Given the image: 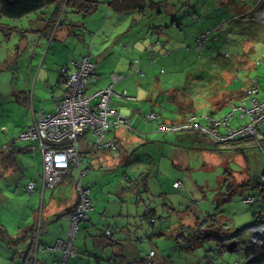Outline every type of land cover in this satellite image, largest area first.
I'll return each instance as SVG.
<instances>
[{
  "label": "rangeland",
  "instance_id": "rangeland-1",
  "mask_svg": "<svg viewBox=\"0 0 264 264\" xmlns=\"http://www.w3.org/2000/svg\"><path fill=\"white\" fill-rule=\"evenodd\" d=\"M153 1H159L156 2L159 5L147 8L143 15L129 12L116 14L110 9L106 15V7L99 0L97 10L94 11L95 14H100L97 28H90L89 24L86 26L87 19L83 18L80 12H74L67 7L61 14V24L55 32L70 28L76 32L98 33L93 37L84 33L86 36L85 51H87L89 43L91 55L100 53L104 49L101 53H104L102 59L106 61L105 64L114 63V68L122 66L118 73L123 75L135 74L134 69H130L128 64L130 61L138 59L139 62L135 65V69L143 68L145 76L135 75V78L149 85L152 84L156 95L160 94L161 86L167 83H173L174 86L179 83L185 84L187 78L192 76L195 71L200 72L199 66L203 64L209 67L211 61L214 62L213 64H219L218 60L222 57L227 60L234 59L236 67L241 65L242 61L247 60L246 66L250 65L248 68L251 69L240 68L242 74H238V77H242L244 80L248 78L247 74L255 76L258 62L261 61L264 65V58L261 59V56L264 57L262 43L259 44L257 41L255 46V39L251 40L246 36L236 37L235 32L219 31L220 25L218 24L225 23L223 20L229 19L232 15V10L228 7L229 5H226V0H191V2H195V9L198 11L194 18L202 17L203 19V21L196 20L193 23L191 14H184L180 11L172 13L171 10L174 8L168 5L167 0ZM180 3L181 1H179V5H181ZM176 6L178 7V5ZM184 7L187 6L184 5ZM183 8L180 9L182 12ZM52 10L53 8L48 12L46 9H41V11L31 12L20 18H9L0 13V99L7 89L18 84V80L24 77L26 68L24 63H28L34 49L37 53L44 54L46 35L39 40V43L37 42V32H39L37 31V18L41 17L45 25L48 23V16ZM255 15L256 18L264 20V10ZM173 18L176 20L179 18L182 22L181 25L176 26L172 23ZM227 24L229 25V22ZM156 25L163 27L157 32H152L153 26L156 27ZM149 30L152 31L148 32ZM220 30L225 31L226 29L223 27ZM201 34H203L204 40L199 49L196 48V44L199 42L197 37ZM23 39L25 42L21 44ZM157 39L163 43L156 42ZM52 42L53 44L57 42L63 44L55 40ZM253 48L254 50H252ZM50 50L51 53H58V57L62 58L59 51H54L53 45ZM149 51L152 55L151 61L148 57ZM211 53L214 57L217 55L219 59H210ZM235 54H239L237 58ZM116 60L119 61V64L115 62ZM123 61H126L125 65L122 64ZM29 65L30 63L28 70H33V67H29ZM106 65L102 68H107ZM161 67H163V71H160ZM259 67L263 68L262 65ZM16 69L19 71V77L13 79L12 76ZM223 74L225 77L223 79L228 83V79L232 76L231 73L225 71ZM88 83L90 84L91 81L89 80ZM161 105L162 109L159 108L156 111L162 112L166 116L169 115V107L165 103ZM1 106L2 104H0V119L4 118L1 116ZM115 109L119 108L115 107ZM204 110L206 109L198 108V114L201 115ZM211 118L212 116H209V124H215ZM259 128L264 133V122L259 125ZM231 137L233 136H227V138ZM19 138L23 139L22 136ZM16 139L18 138L16 137ZM240 142L245 147L238 149L234 147L236 144L232 143L234 146L222 144L215 148L214 142H201L196 145L185 142L184 145L188 147H185L184 151H181L180 147L178 148L179 160L177 159L178 164L175 165L171 162L172 150L166 144L152 140L150 148L156 164V173L148 177V190L141 196L148 199L151 206L157 209L158 216H166V219L155 224L150 223L149 219L140 218L143 206L141 203H137V199L127 197L123 199L124 201L120 200L121 195L119 197L108 185L107 179L110 176L114 179L118 176V184V179L122 178L123 171H126L127 175L133 173L132 166L128 169L126 165L121 164L122 170L114 169L106 178L98 180V185L103 186L104 193L110 192L107 194V196L110 195L107 200L119 203V209L114 212L111 210L105 214L112 230L114 226L111 223L114 221L117 229L125 232L127 230L128 233L136 224L131 231L130 238L135 237V242L141 251H147L150 246L155 250L153 264H264V230H259L262 234L256 241L257 244H252L250 241V238H253L250 225L264 221V214H259L263 218L254 222V215L261 211L264 205L258 196L257 186L260 182V175L264 174L262 172L264 171V140L261 141V145ZM141 151L136 154L139 158L142 157ZM146 166L147 164L144 168ZM105 171L103 170V172ZM183 171L189 175L187 182L190 187L188 189L187 186L184 189L173 187L172 180L177 176L182 179ZM88 176L91 177V175ZM263 179L264 175L262 177L263 185L260 187L264 192ZM0 190H2L0 193V220L4 225H10L9 227L13 228L11 224L16 221L12 220L11 216L19 217V212L26 214L29 211L31 202L25 200L28 192L22 185L19 187V192L14 193V189L7 190V181L2 176H0ZM254 194L257 195L254 203L250 204L244 201L248 195ZM163 197H165L164 200ZM44 198L47 199V194ZM76 200L77 195L74 203ZM192 201H196L195 204ZM166 205L167 207H165ZM100 210L103 211V208ZM169 210H171L170 215H168ZM92 213L93 211L89 212L90 215ZM62 217H66V214L63 213ZM93 219L94 216L88 221L80 222L79 227L83 234L76 236V242L81 241L82 249L77 254V258H88L89 263L85 260L84 264H110L102 257L101 261L96 263L93 257L84 255L83 241L87 239L89 243L90 239L83 226L88 227ZM194 221H198L199 229H194ZM102 227L103 224L100 225L101 229ZM6 242L4 239H0V247H3L0 250L4 249L3 252H0V264H23L20 252H15V246L18 244L9 247ZM226 242L231 243L232 249L223 244ZM125 247L127 248L122 249L123 255L128 253V246ZM6 252L9 256H5ZM99 253L96 251L94 254ZM5 257H9V259H5ZM74 257L76 255H70L68 259ZM13 258L14 262H12ZM135 263L144 264L141 260ZM119 264H128V262H119Z\"/></svg>",
  "mask_w": 264,
  "mask_h": 264
},
{
  "label": "crops",
  "instance_id": "crops-1",
  "mask_svg": "<svg viewBox=\"0 0 264 264\" xmlns=\"http://www.w3.org/2000/svg\"><path fill=\"white\" fill-rule=\"evenodd\" d=\"M48 11H50V9ZM80 15L83 16L81 12ZM83 18L87 19L86 26L87 24L90 25V28H97L99 26L98 21L100 19V14L93 13L90 15H84ZM71 22L74 23L73 21ZM49 28H51L50 23L44 25V21L37 18V31H39L37 32V42L39 43V40L46 35L45 52L41 55V53H37L36 49H34L32 57L29 59L28 63H24L26 65L24 77L18 80V84L7 89L0 99V104H2L1 116L4 117L0 119V176L7 181V190L14 189V193L19 192V187L22 185L26 192H28L25 200L31 202V206L28 208L29 211L26 214L19 212V217L16 215L11 216V219L16 221L11 224L13 228L9 227L10 225H4L1 220L0 226L3 227L9 235L13 236V238H16L15 236L17 235L20 236L18 237V242L16 241L14 244H6L9 247L18 244V246H15V252H21L20 256L23 259V264H39L38 262L41 264L60 263V252L58 250L51 252L46 251L43 246L52 244L53 240L56 238L66 237L69 222L61 215L63 212L69 210L74 204L76 194L71 178H69V180L66 179L63 183L61 182V185L53 190L47 188L42 190L41 152L34 148V146L28 141L16 139L17 135L20 131L30 125L41 112L47 113L52 111L55 102L62 98L65 87L58 74L60 65L67 63L70 68H73L71 61H77L82 55H89L94 59L97 62V72L99 76L95 82H91L88 85V90L108 86L113 82V74H116L118 77L123 75L122 73H118L122 66L114 68V63L105 64L106 61L102 59L104 53H101L104 49L95 55L89 53L90 48H87V51H85L86 36L84 33L89 34V32H76L70 28L60 32H54L52 40L62 42L65 45V48L63 44L58 42L53 44L52 40L49 41V39H47L50 32L43 31H49ZM24 42L23 39L21 44H24ZM40 45H42V43H40ZM52 45L54 46V51H59L62 58L58 57V53L54 54L50 52ZM71 45L73 46L72 49ZM79 45H81V47L77 48ZM42 60H44L46 64L45 67H40ZM115 62L119 64V61L116 60ZM125 62L126 61H123L122 64L125 65ZM29 63V67H33V70H28ZM104 65L108 67L105 69L102 68ZM135 70L136 69H134V75H123L122 79L119 78V80L112 84V89L115 94L112 95L111 99V106L113 108H119V111L129 118L134 130H127L123 126L111 127L106 130L101 139L111 140L114 138L117 140L119 143L117 150L96 148L91 142L94 137L90 133L83 135L80 138L82 158L84 157L88 160V157H90V163L87 164L88 167L90 166L92 169L95 167L99 168L100 170L98 172H100L102 176L108 174L107 172H103L105 168H107V170H113L116 169L117 166L119 167L123 159L122 156L125 155L126 151L134 146L138 149V144L145 140V138H153L159 143L166 144L173 152V157L171 159L172 164L177 165L178 148L180 147V150L184 151V143L186 140L190 141L191 139L190 136H188L190 132L181 134H163L159 130H155L157 120L150 124L149 121L144 118V115L147 112L151 110L156 111V109L159 108L162 109L161 104L165 103L167 107H169V115L166 116L160 112L163 114L161 118L163 117L167 121L172 120L170 117L173 115L175 104H173L168 97V93L172 92L169 91L172 89V86L168 85L167 87H164L163 85L164 88L160 89V94L158 93L156 95L152 84L149 85L148 83H144L140 79L138 80L135 78V75H139ZM125 76L128 77L124 78ZM18 77L19 71L16 69L12 78L17 79ZM122 90H126L127 94L135 97V100L119 98L116 93H119ZM191 92L192 94L196 92V94L188 95ZM202 92V88H198V90L194 88L185 96L196 97L198 95H203ZM178 93L181 95V91H178ZM208 106L211 108L217 107L214 102L209 103ZM204 107L205 102L199 101L197 108L202 109ZM200 138H202V136ZM203 142L207 143L213 141H211L210 138H205ZM83 167L86 170V173L90 170L84 163ZM98 172L96 173L94 170L91 175L99 174ZM188 176V173L183 171L181 180L184 183V187L179 189H184L186 186L187 189L190 187V184L188 185L187 182ZM109 178L112 177L110 176ZM177 178L179 177L177 176L173 180H176ZM92 179H94V176ZM29 181H34L35 185L31 191L26 189V185ZM93 192H95V196L93 193L91 194L93 209L90 210L91 212L93 211V213L90 215L89 211V215H87V218L84 221L90 220L92 216H94V219L89 223L88 227L83 226L88 233L90 241L88 243V240L85 239L83 241L84 245H82L84 246V255L87 257H93L94 261L99 263L101 260L96 259L94 253L100 251L102 244L101 238L99 237V225L96 222L100 220L102 215L105 216V214L111 210L114 212L119 209V203L117 201L107 200V198L110 197V195L107 196V194L110 192L106 191L107 194L104 193L103 186L100 187L99 185H94ZM0 193H2V190H0ZM118 193L122 194L120 191H118ZM45 194H47V199L44 198ZM5 207L2 208L6 209ZM101 208H103V211L100 210ZM39 222L41 224H39ZM102 222H109V220L104 217ZM107 224V226H110L109 223ZM114 224L115 223L113 222L114 229L116 230ZM20 228H26L27 231L19 232ZM126 232L121 229L115 231L114 244L118 247L115 248V250L121 249L122 252V249L127 248L125 246H128V253L124 256L130 257L131 254L136 256L138 247L132 242H128V232ZM82 234L83 231L79 227L73 241L76 252L78 251L77 254H79L82 247L81 241L76 242V236L78 237ZM34 237L36 243L35 241L33 242ZM0 248L3 247L1 246ZM3 251L4 249L0 250V252ZM5 256H9L7 252ZM5 259H9V257H5ZM85 260L89 263L88 258L78 259L76 255L74 258L67 259L65 264H84ZM125 260L128 261L131 259L125 258ZM12 262H14V258L12 259Z\"/></svg>",
  "mask_w": 264,
  "mask_h": 264
},
{
  "label": "trees",
  "instance_id": "trees-1",
  "mask_svg": "<svg viewBox=\"0 0 264 264\" xmlns=\"http://www.w3.org/2000/svg\"><path fill=\"white\" fill-rule=\"evenodd\" d=\"M101 1L106 7L105 8V11H106L105 14L106 15L108 13L107 9L108 10L110 9L111 11H113L116 14H120L123 12H129L132 14L136 13L138 15H143V13L145 12V10L147 8L148 9L153 8V5L155 7L158 4L156 2H159V1L154 2L153 0H101ZM167 1L169 2V4L167 2H165V3L170 5L171 8H174L173 10H171L172 13H174V11H177V12L180 11L181 13H184V14H189V15L191 14V18L193 19V20H191L192 23L196 20L203 21L202 17L197 18V19L194 18V16L198 13V11L195 9V2H191V0H173V1L167 0ZM179 1H181V3H180L181 5H179ZM226 1H227L226 5L227 6L229 5L228 7L230 8V10H232V15L229 19L223 20V22H225V23L218 24V25H220L219 31L220 32H235L236 37L246 36L247 38H249L251 40L255 39L254 45L258 41L259 44L262 43V46H263L262 48L264 49V20L255 17L256 16L255 14L259 13L261 10H264V0H226ZM98 3H99V0H0V13L6 17H9V18H20L22 16H25V15L31 13V12H36L38 10L41 11V9L42 10L46 9L48 11L49 9L53 8L52 12L48 16V23H47V24L50 23L52 28H49V31L46 30V31L50 32L48 37H47V39H49V41H50V40H52V38L54 36V32L57 30V28L61 22V19H60L61 14H62V12L65 11V9L67 7H69L74 12H76V11L81 12L84 16V15H90L93 13L95 14L94 11L97 10ZM176 5H178V7ZM184 5H186L187 7L183 8ZM181 8L184 9L183 12L180 10ZM172 15H174V14H172ZM39 19H41V17ZM228 22H229V25L227 24ZM172 23H174L176 26H179V25H181L182 22L179 20V18H177V20L175 18H173ZM47 24H45V25H47ZM83 27L85 28V25H83ZM161 27H163V26L162 25H156V27L153 26V28H154L153 31L149 30L148 32H150V31L157 32ZM223 27H225V29H226L225 31L220 30ZM201 32H203V31H201ZM89 34L91 35V37L96 35V33H92V32H89ZM199 36H200V39H199ZM199 36L197 37V40H199V42L196 44V48L200 49V46L203 44L202 42L204 39H203V34H201ZM37 41H38V39H37ZM156 42H159L160 44L163 43V42L159 41L158 39L156 40ZM89 47H90V43L88 45V48ZM260 47H261V45H260ZM254 48L252 50H254ZM248 54H249V52H248ZM235 55L237 58L239 54H235ZM82 56H84V55H82ZM151 56H152L151 52L149 51L148 57H149L150 61L152 60ZM209 58L213 59V60H215L216 58L219 59V57L217 55L214 57L213 53H211L209 55ZM263 58L264 57L261 56V59H263ZM90 59L95 62L94 73L97 74V78H96V80H97L98 76H99V74L97 72V62L94 59H92L91 57H90ZM138 62H139L138 59L130 61L129 62L130 69L131 68L135 69V65H137ZM218 62H219V64L218 63L213 64L214 62L212 63V61H211L209 67H207L206 65L204 66L202 64V66H199L200 68L198 69L200 72L198 73L197 71H195L192 76H189L187 78V82L185 84L179 83V85L176 84L174 86L173 83H167L166 85H164V87L171 85L172 89H174V90L170 89L169 91H172V92L168 93L169 99H171V102L173 104H175V106H174L175 109L173 110V115H172V117H170V119H172V120L167 121V120H165V118H163V117L161 118V116H163V114L160 113L159 111H154V110L147 112L144 115V118L147 119L149 122H156V120H157L155 130H159L163 134H169V133L179 134L181 132H183V133L190 132V134L188 136H190L191 139H190V141L186 140V143H191V145L192 144H194V145L199 144V143L203 142L205 138H210L211 141H213L215 143V145H214L215 148H218L220 145L222 146V144L234 146V145H232V143H233V144H236V146H234L235 148L241 149L242 147H245V145L241 144L240 141L257 143V144L261 145V141L264 140V133L260 130L259 125L261 123H263L264 120L260 121L256 127V131L260 136L257 134L255 136L254 135L241 136L240 134H237L231 138H225V136L228 134V132L231 129L238 127L242 124L248 123V121H250L249 115L243 110V108L248 107L250 105L252 98H254V99L257 98V102L264 101V65H263V63L260 61V62H258V65L256 64L257 73L255 74V76L247 74L246 77H248V78L244 80V78L238 77V74H242L240 71V68L251 69V68H248L250 65H248V67L246 66L247 60L242 61V63L240 62L241 65H239L237 67L234 64V62H235L234 59L227 60L224 57H222L220 60H218ZM244 63H245V65H244ZM62 65H64V64H62ZM62 65H60L59 69H58V74H59L60 79H61V74H60L59 70H60ZM260 65H262L263 68L260 69V67H259ZM45 66H46V64H45L44 60H42L40 67H45ZM138 69L139 70H135L136 73H138L140 76H145L143 68H138ZM236 70L238 71L237 73L235 72ZM160 71H163V67H161ZM225 71L231 73V75H232L228 79L229 80L228 83H226V81L224 80L225 77H224L223 73ZM122 78H123V75L120 76V79H122ZM96 80L91 79L90 81L95 82ZM62 83L64 85L63 81H62ZM113 83L114 82L109 84V85H111V88H112ZM88 85H89V83L87 82V87L85 89L86 92H91V91L97 89V88H93L92 90H88L89 89ZM105 87H107V86H105ZM164 87L161 86V88H164ZM100 88H104V87H100ZM194 88L197 90H198V88L199 89L202 88V90H203L202 94L203 95H198L196 97H186L185 95H187L191 91V89H194ZM112 91H113V89H112ZM178 91H181V95H179ZM113 94H115L114 91L111 94L110 106H111V99H112ZM195 94H196V92H194L193 94L191 92L188 95H195ZM116 95L120 98H125L126 100H135V97L127 94L126 90H122L119 93H116ZM199 101L205 102L204 108L206 110L202 111L201 115H199L198 114L199 112L197 111L198 110L197 106H198ZM211 102H214L217 107L211 108L210 106H208V104ZM54 109H55V104H54ZM115 110L119 111V109H115ZM52 111H49V112H52ZM150 113H155L156 116L154 118L150 119L148 117V115ZM214 114H218V115L216 116ZM209 116H212L211 120L213 121V123H216V125L215 124H212V125L209 124V122H208ZM37 118L35 120H37ZM127 120H128L129 126L128 127L123 126V127L126 128L127 130L133 131L134 128H133L129 118H127ZM216 121H219V122L217 123ZM33 122L30 125H28L27 127L31 126L33 124ZM163 124H166L169 126H180V125H183V126L180 128H177V129L162 130V129H160V127ZM108 128H111V127H108ZM108 128L106 130H108ZM112 128H114V127L112 126ZM25 129H23V130H25ZM106 130H104L102 132V136L106 132ZM22 131H20V132H22ZM20 132H19V134H20ZM88 133H90L94 137V139L92 141L91 140L90 141L92 142L93 146H95L96 148L105 149V150H117L118 149L119 143L114 138L111 140H102L101 139L102 136H101L99 138V143H98V135L97 134H94L91 130H84L77 137V140H78V143H77V160H78V162L77 163L78 164L73 162L69 165V167L62 169V170H65V171H62V173H61L62 180L59 183L55 184V186L47 187L44 185V182L42 180V190L46 189V188L53 190V189L59 187L61 185V182L63 183V181H65L66 179L69 180V178L72 179L71 182H72L74 190H75V183L77 181L81 182L82 188L88 189L87 196L90 200V207L88 208V210L86 212V216L83 219L78 221L76 231L73 234L72 248H73L74 253H75L74 255H77V253H78V251L76 252L73 241H74L76 233L79 230L80 222L84 221L87 218L88 212L91 209H93V201L91 198L92 197L91 194L93 193V195L95 196V192H93L94 185H98V180L106 178L108 176V174L110 173V171H112V170H107V168H105V170H106L105 172L108 173L107 175L106 174H104L103 176L101 174L91 175L94 170L97 173L100 169L96 168V167L94 169L90 168V166L88 167L87 164L90 163V157H88V160L84 157L82 158L81 147H80V138H81V136L86 135ZM191 133H193V134H191ZM201 136H202V138H200ZM22 140L28 141L29 143H31V145L34 146V148L37 149V142L35 140H28V139H22ZM152 140H154V139L153 138H149V139L145 138V140H143L142 142H140L138 144V149H136V147L134 146L131 149H129L128 151H126L125 155L122 156L123 159L121 161V164L126 165L128 169H130L132 166L133 173L131 175H133V177H131V175H127L126 171L125 172L123 171L122 178L120 177L121 179L120 178L118 179V184H117L118 176L115 179L114 178H112V179L108 178L107 180L109 181L108 185L114 189V191L119 195V197L121 195L122 198H120V200L124 201L123 199H125L127 197H133L135 200L137 199L136 200L137 203L138 204L141 203L143 206V212H142V214H140V218H142V219L147 218L150 220V223L155 224V223H158V222L165 220L166 216H158L157 209L155 207L151 206V204L148 202V199H145L144 197L141 196V194L143 192L146 193L148 190V188H147L148 177L150 175H154L156 173V164H155L154 158L152 157L151 148H150V142ZM145 141H147V142L145 143ZM184 146L188 147L187 145H184ZM140 150H142L141 151L142 157L139 158L136 154ZM41 158H42V153H41ZM83 163L90 169L87 173L83 167ZM121 164L119 165V167L118 166L116 167V170L121 169ZM146 164H147V166L144 168V166ZM42 170H43V168H42ZM262 172L264 173V171H262ZM98 173H100V172H98ZM88 175H91V177H89ZM93 176H94V179H92ZM176 180H180L182 182V185L181 186L175 185L174 182ZM176 180L172 181L173 187L183 188L184 187L183 181L180 178H177ZM33 183H34V181H33ZM262 183H263L262 182V176L260 175V182L257 184L258 194H259L258 196L261 198V200L264 203V197H263L264 192L260 188L263 185ZM27 185H26V189H27ZM34 186L35 185H33V188H34ZM32 189H30V190L27 189V190L31 191ZM118 191L122 192V194H119ZM256 196L257 195H255V194L254 195H248L244 199V201L246 203L252 204L256 201ZM41 197H42V195H41ZM164 199H165V197H163V200ZM195 202L196 201H192L193 204H195ZM74 204L71 206V208L74 206ZM165 207H167V205ZM67 212H68V210L66 212H63V213L66 214ZM170 214H171V210L168 211V215H170ZM259 214H261V215L264 214V205H263V209H261V211L257 212L254 215V222L259 221V219L263 218V216H259ZM104 217L105 216L102 215L100 220L98 222H96L99 225V230H100V236L99 237L101 238V244H102V247L100 248V251H99L100 253L95 255L96 259L101 260L103 258V259L107 260V262L110 264H119L120 261L126 262L125 258H130L131 260L127 261L128 264H136L135 262H137L138 260H141L144 264H153V257L155 256V250L150 246L147 251H143V250L141 251L140 247L135 242V237L130 238L131 231H133L136 224L133 226V229L130 230V232L127 234V240H129V242H132L133 244H135L138 247L137 248L138 252H137L136 256L134 254L133 255L131 254L130 257H127V256H124L122 254L121 249L115 250V248H118V247L115 246V244H114V242H115V234L114 233L118 229L116 228V230H115L113 228V230H112L111 225L107 226L108 225L107 223H109V222L103 223L102 220ZM65 219H67V218H65ZM68 222H69V220H68ZM102 223H103V227L101 229L100 225H102ZM114 223H116V222L114 221ZM39 224H41V223L39 222ZM111 224L113 225V223H111ZM194 224H195L194 229H197V228L199 229L198 221H194ZM68 228H69V226H68ZM25 230H26V228H20L19 232H25ZM15 237L16 238H13V236L9 235L6 232V230L0 226V239H4L5 242L7 241L6 243L13 244L18 240V237H20V236L17 235ZM66 237H67V235H66ZM66 237H64V238H66ZM64 238H60V239H64ZM56 239H54V240H56ZM54 240H53V242H54ZM34 241H35V237H34L33 242ZM35 243H36V241H35ZM223 244L225 246H228L229 249H232L231 243L229 244V242H226ZM47 245H50V244H47ZM45 246H43V247H45ZM56 250H58V249H56ZM47 251L51 252V251H55V250H47ZM58 251L60 252V264H65L70 255L66 258L65 262H63L62 258H61V251L60 250H58ZM151 251L153 252L152 254H150Z\"/></svg>",
  "mask_w": 264,
  "mask_h": 264
},
{
  "label": "built area",
  "instance_id": "built-area-1",
  "mask_svg": "<svg viewBox=\"0 0 264 264\" xmlns=\"http://www.w3.org/2000/svg\"><path fill=\"white\" fill-rule=\"evenodd\" d=\"M71 63L73 68L64 64L59 70L65 90L62 98L55 102V109L52 112H41L37 120L17 136L18 139L22 136L23 139L37 142V149L42 153V180L47 187L55 186L62 180L61 173L65 171L62 169L69 167L73 162H78L77 137L84 130H91L97 134L99 143L102 132L108 127L129 126L125 115L110 106V98L113 93L111 85L97 88L91 92L85 91L89 79L96 80L97 78V74L94 73L95 62L90 59L89 55H84ZM119 78L116 74L112 75L113 82ZM243 110L249 115L250 121L231 129L225 138L237 134L241 136L259 135L256 127L260 121L264 120V101L257 102V98H252L250 105ZM155 116V113L148 115L150 119ZM182 126L163 124L160 129H177ZM174 184L181 186L182 182L176 180ZM33 185V181H30L27 189H32ZM75 191L77 201L65 217L69 220L67 237L57 238L52 244L44 247L46 251L60 250L63 262L69 255L75 254L72 248V237L78 221L86 216L90 207V200L87 196L88 189L82 188L80 181L75 183ZM263 223L264 221H260L250 225L254 241L260 238L262 233L260 234L259 230H264ZM152 253L151 251L150 254Z\"/></svg>",
  "mask_w": 264,
  "mask_h": 264
},
{
  "label": "clouds",
  "instance_id": "clouds-1",
  "mask_svg": "<svg viewBox=\"0 0 264 264\" xmlns=\"http://www.w3.org/2000/svg\"><path fill=\"white\" fill-rule=\"evenodd\" d=\"M259 19H260V18H259ZM252 233H253V232H252ZM251 236H252V234H251ZM250 241H251L252 244H253V243H254V244H257V242L253 240V238H250ZM257 241H258V240H257Z\"/></svg>",
  "mask_w": 264,
  "mask_h": 264
}]
</instances>
